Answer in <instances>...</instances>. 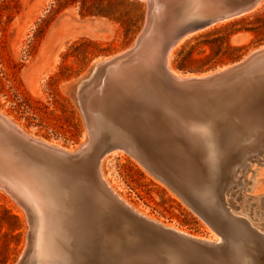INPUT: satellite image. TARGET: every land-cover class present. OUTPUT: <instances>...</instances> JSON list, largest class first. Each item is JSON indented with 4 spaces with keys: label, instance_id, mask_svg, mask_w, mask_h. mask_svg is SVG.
I'll return each instance as SVG.
<instances>
[{
    "label": "rangeland",
    "instance_id": "rangeland-1",
    "mask_svg": "<svg viewBox=\"0 0 264 264\" xmlns=\"http://www.w3.org/2000/svg\"><path fill=\"white\" fill-rule=\"evenodd\" d=\"M207 6L206 0H191L170 12L164 19L161 41L183 25L200 20ZM147 12V0H0V114L37 140L71 152L79 149L88 139V125L73 94V85L88 77L97 61L129 48L145 26ZM216 35L227 37L218 56L216 45L207 43ZM160 43L146 48L147 60L156 57L150 51L158 52ZM261 46H264V0L243 16L218 22L186 37L174 48L171 64L182 75H198L239 61ZM248 76L242 78L249 80ZM262 91L264 85L254 82L241 94L234 95L218 114L196 113L183 119L176 112L168 116V121L189 131L193 125L202 126L217 137L221 149L227 140L231 149L228 153L234 161L244 155L254 157L264 153V109L254 104ZM202 97L213 103L216 99L212 94ZM105 138L113 141L116 136L109 133ZM238 141L243 144L238 145ZM13 142L18 151L32 153L19 141ZM119 152L102 159L101 171L123 201L166 226L198 237H216L181 198L129 154ZM179 168L173 162L170 174L180 173ZM243 177L257 180L247 191L236 189L241 201L248 200L246 214L243 213L262 227L263 200L258 205L257 198L264 197V161H253ZM214 202L212 197L207 200L210 205ZM29 208L0 188V264H18L21 257L19 264L32 261L30 234L39 212L36 207ZM242 209L240 206L239 211ZM60 225L59 233L65 237L67 228L62 221ZM84 244L77 251L82 254L83 263L102 264L94 257L97 249L89 238ZM250 259L244 255L240 264H253Z\"/></svg>",
    "mask_w": 264,
    "mask_h": 264
},
{
    "label": "water",
    "instance_id": "water-1",
    "mask_svg": "<svg viewBox=\"0 0 264 264\" xmlns=\"http://www.w3.org/2000/svg\"><path fill=\"white\" fill-rule=\"evenodd\" d=\"M206 1L208 6L203 17L174 33L162 45L156 57L146 59L145 46L152 27L147 12L145 26L129 48L97 61L90 75L72 88L86 121L88 112L84 91L95 69L99 70L98 82L93 88L97 97L106 98L109 105L129 106L134 115L145 111L154 123L162 124L167 118L165 102L181 103L184 106L188 99L230 85L255 63L264 60V46H261L239 61L198 75H179L169 68V53L183 36L243 16L254 10L262 0ZM102 85L104 90L100 93L99 87ZM254 104L264 109V91L254 99ZM0 128L28 147L48 146L24 133L1 114ZM136 136L138 140L135 146L124 149L147 172L181 198L210 226L218 238L198 237L166 226L123 201L101 177L98 169L101 159L118 147L109 145L95 148L92 131L88 126L86 142L76 151L68 152L67 157L70 163H81L87 157L95 156L88 190L81 200L80 210L86 235L97 249L94 253L96 260H101L102 264H240L244 255L251 256L252 250L264 255V226L253 224L244 215V209L239 211L240 207L222 204V209H218L198 197L190 196L170 174L172 158L154 151L155 139L148 138L141 130H137ZM235 247L237 256L232 259Z\"/></svg>",
    "mask_w": 264,
    "mask_h": 264
},
{
    "label": "bare ground",
    "instance_id": "bare-ground-1",
    "mask_svg": "<svg viewBox=\"0 0 264 264\" xmlns=\"http://www.w3.org/2000/svg\"><path fill=\"white\" fill-rule=\"evenodd\" d=\"M147 1L152 27L145 48L150 45L154 46L152 44L155 42L157 44L161 42L159 51L174 33L187 25L180 27L166 41L162 42L160 37L165 24L164 19L170 12L191 0ZM192 34L188 33L183 36L169 53L168 66L176 74L181 75L171 64L175 47ZM150 53L155 55L158 52L150 51ZM244 75L246 77L249 75V80L245 79L246 77L243 79ZM98 78L99 70L95 69L84 91L85 106L88 112L87 121L92 131V142L95 148L114 145L118 148L113 150L112 154L118 151L129 154L124 147H134L138 140L136 132L141 130L148 138L155 139L153 149L157 154L169 155L173 162L179 165L180 173H174L171 176L190 196L198 197L206 203L212 197L215 201L212 206L218 209H222V204L243 206V209H246L248 200L245 198L241 201L242 196L240 197L236 189L247 191L256 184L257 180L251 181V177L246 179L243 176L253 161H264V153L259 151L260 148L258 147L260 153H257L256 156L244 155L241 160L234 161L228 153L231 149L227 140L224 141L225 148L221 149L218 147L217 137L211 135L202 126L193 125L190 127L192 131L187 128L174 127L168 121V116L180 112V116L186 119L196 113H220L227 107L230 99L234 95L244 92L248 85H253L254 82L264 85V60L255 63L230 85L207 93L206 95H215L214 103L208 98H201V96L188 99L184 106L181 103L168 104L165 102L164 109L167 118L162 124L154 123L145 111L134 115L133 109L129 106L109 105L106 98L97 97L93 88L98 82ZM103 85L99 87L100 93L104 90ZM109 133L116 136L115 140H106L105 137ZM13 141L14 139L0 128V188L21 201L23 206L36 207L39 212L35 216L34 228L30 234V260H32L30 264H84L82 254L77 251L85 245L84 243L89 237L82 224L83 214L80 204L88 190L95 156L87 157L85 162L70 163L67 153L71 151L62 147L50 145L51 143L45 144L53 148L48 146L28 147L17 139L23 147L32 152L24 154L14 148ZM237 144L242 145L243 142L238 141ZM101 161L98 169L101 177L106 181L101 171ZM55 174L57 175L54 178ZM250 184L252 186L248 187ZM260 200H263L262 207H264V197L257 198L258 205H260ZM262 209L260 208L261 215L264 217V209ZM255 214H258V211H255ZM61 221L64 228H67L65 237L59 233L60 229L58 228L62 226L60 225ZM217 238L216 235L215 238L210 239ZM250 254L251 263L264 264V255L261 256L256 250H252ZM235 255H237V247L232 253V258ZM247 260L245 259V263Z\"/></svg>",
    "mask_w": 264,
    "mask_h": 264
},
{
    "label": "trees",
    "instance_id": "trees-1",
    "mask_svg": "<svg viewBox=\"0 0 264 264\" xmlns=\"http://www.w3.org/2000/svg\"><path fill=\"white\" fill-rule=\"evenodd\" d=\"M227 42V37L226 36H219V35H216L212 40L210 41H207L208 44H211V45H216L215 47V55H221L222 53V47L223 45Z\"/></svg>",
    "mask_w": 264,
    "mask_h": 264
}]
</instances>
